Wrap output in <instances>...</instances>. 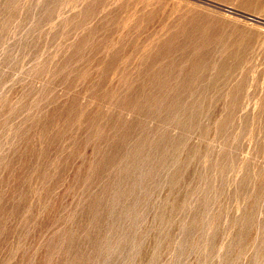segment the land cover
Wrapping results in <instances>:
<instances>
[{"label": "rangeland", "instance_id": "obj_1", "mask_svg": "<svg viewBox=\"0 0 264 264\" xmlns=\"http://www.w3.org/2000/svg\"><path fill=\"white\" fill-rule=\"evenodd\" d=\"M263 97L264 0H0V264H264Z\"/></svg>", "mask_w": 264, "mask_h": 264}, {"label": "bare ground", "instance_id": "obj_2", "mask_svg": "<svg viewBox=\"0 0 264 264\" xmlns=\"http://www.w3.org/2000/svg\"><path fill=\"white\" fill-rule=\"evenodd\" d=\"M182 18V17H181ZM184 19V18H183ZM202 31V30H201ZM168 32V31H167ZM166 32V33H167ZM168 40V39H167ZM169 41V40H168ZM205 41V40H204ZM201 43V42H200ZM159 47H161V46H159ZM168 48H170V47H168ZM161 50V49H160ZM204 55V54H203ZM204 57V56H203ZM154 61V60H153ZM140 64V63H139ZM153 68V67H152ZM226 68H224L223 66H222V68L220 69V71H224ZM215 70V69H214ZM218 71V70H217ZM162 72V71H161ZM226 72V71H225ZM144 74V73H143ZM151 76V75H150ZM166 76H167V74H166ZM214 77V76H213ZM164 78H166V77H164ZM211 78V77H210ZM170 79V78H169ZM216 79V78H215ZM147 80V79H146ZM149 80V79H148ZM142 81V80H141ZM143 81H145L144 79H143ZM150 81V80H149ZM188 81V80H187ZM161 82V81H160ZM227 82V81H226ZM175 83V82H174ZM241 83V82H240ZM215 85V84H214ZM236 87V86H235ZM182 88V87H181ZM178 89V88H177ZM219 89V88H218ZM174 90V89H173ZM214 90V89H213ZM225 91V90H224ZM244 92V91H243ZM242 92V93H243ZM241 94V93H240ZM244 94V93H243ZM232 97H231V99L232 100H237V95H238V90H237V88L232 92ZM226 96V95H225ZM228 96H229V94H228ZM217 98V97H216ZM219 98V97H218ZM255 98V97H254ZM264 98V97H263ZM220 99V98H219ZM218 100V99H217ZM251 100V99H250ZM164 101V100H163ZM197 101V100H196ZM231 101V100H230ZM231 102H233V101H231ZM230 102V103H231ZM235 102V101H234ZM264 102V101H263ZM262 103V102H261ZM172 104V103H171ZM235 104H237V103H233V105H235ZM230 105V104H229ZM261 105V104H260ZM169 106V105H168ZM232 106V105H231ZM173 107V106H172ZM171 107V108H172ZM234 108L236 107V105L235 106H233ZM234 108H233V112H234ZM262 108H263V106H262ZM185 110V109H184ZM232 110V109H231ZM260 110V109H259ZM195 111H197V110H195ZM229 111H230V109H229ZM182 112V111H181ZM232 112V111H231ZM233 112H232V114L231 115H233ZM230 113V112H229ZM229 113H227L228 114V116H229ZM194 114V113H193ZM192 114V115H193ZM248 114V113H247ZM184 115V114H183ZM184 117V116H183ZM226 118V117H225ZM228 118V117H227ZM245 118V117H244ZM247 118L248 117H246V120H247ZM227 120V119H226ZM226 120H225V122H226ZM227 123V122H226ZM224 124V123H223Z\"/></svg>", "mask_w": 264, "mask_h": 264}]
</instances>
